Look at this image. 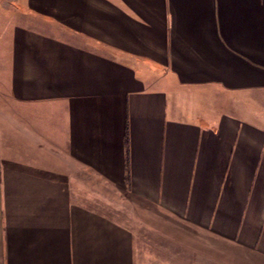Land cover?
<instances>
[{
    "label": "crops",
    "instance_id": "0c3cea01",
    "mask_svg": "<svg viewBox=\"0 0 264 264\" xmlns=\"http://www.w3.org/2000/svg\"><path fill=\"white\" fill-rule=\"evenodd\" d=\"M0 264H264V0H0Z\"/></svg>",
    "mask_w": 264,
    "mask_h": 264
},
{
    "label": "rangeland",
    "instance_id": "374dc122",
    "mask_svg": "<svg viewBox=\"0 0 264 264\" xmlns=\"http://www.w3.org/2000/svg\"><path fill=\"white\" fill-rule=\"evenodd\" d=\"M102 208V207H101ZM141 208V207H140ZM133 207V205H125L124 207L112 210L111 207L103 206V210L114 214L123 219V222L131 226L134 230L144 235L146 240L158 243V245H187L188 239L183 238L185 232L184 227L179 222L170 219L164 222L159 214L155 211L150 212L149 209Z\"/></svg>",
    "mask_w": 264,
    "mask_h": 264
}]
</instances>
